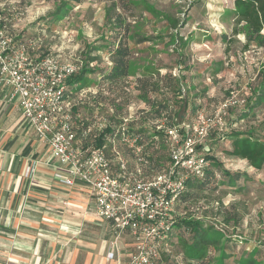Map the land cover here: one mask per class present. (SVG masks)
<instances>
[{
	"label": "rangeland",
	"instance_id": "374dc122",
	"mask_svg": "<svg viewBox=\"0 0 264 264\" xmlns=\"http://www.w3.org/2000/svg\"><path fill=\"white\" fill-rule=\"evenodd\" d=\"M67 1L71 0H0V11L8 19V29L18 39H36L41 53L63 59L81 57L85 65L95 55L88 50L98 47L99 59L91 62V68L111 66L110 46L125 35L131 49L127 80L112 93L100 74L88 73L82 89L95 95L96 101L117 103L119 113L132 103L153 104L171 111L179 121H193L198 112L212 114L222 101L236 95L246 103L231 109L230 129L251 133L264 142V100L257 99L264 79V44L245 45L243 23L239 33L233 32L239 12L235 0ZM61 6L65 10L55 16ZM142 85L148 89L145 96L139 89ZM80 92L70 94L73 101H94ZM116 94H120L117 101H107ZM2 95L0 91V133L4 134L15 115ZM91 108L86 104L81 110L91 115ZM205 145L216 180L224 179L222 168L238 173L239 184L231 187L214 182L204 190L189 189L190 196L177 209L186 216L196 214L197 219L229 236V256L222 264H242V259L252 255L261 261L258 264H264V168L258 170L245 159L228 156V138L211 137ZM156 158L161 163L158 167L168 160L164 146L155 153ZM180 234L189 237L179 227L174 229L169 246L172 256L163 264H219V250L212 247L208 263H188Z\"/></svg>",
	"mask_w": 264,
	"mask_h": 264
},
{
	"label": "built area",
	"instance_id": "2783aa9c",
	"mask_svg": "<svg viewBox=\"0 0 264 264\" xmlns=\"http://www.w3.org/2000/svg\"><path fill=\"white\" fill-rule=\"evenodd\" d=\"M7 22L0 11V91H7L5 98L49 147L56 161L54 180L86 192L93 212L112 222L109 259L121 261L119 250L128 237L123 264H161L176 219L186 216L177 207L189 180L204 177L210 168L205 140L213 131L230 129L231 109L246 100L233 95L212 114L198 112L193 121H179L153 104L132 103L119 113L114 102L73 101L67 83L82 70L83 58L41 53L36 39H18ZM86 104L91 115L81 110ZM161 144L168 160L158 167L155 153ZM36 167L31 162L26 175L32 176Z\"/></svg>",
	"mask_w": 264,
	"mask_h": 264
},
{
	"label": "crops",
	"instance_id": "0c3cea01",
	"mask_svg": "<svg viewBox=\"0 0 264 264\" xmlns=\"http://www.w3.org/2000/svg\"><path fill=\"white\" fill-rule=\"evenodd\" d=\"M1 92L15 122L0 133V264H123L128 237L119 250L121 261L117 255L109 259L112 222L93 212L86 192L54 180L56 161L49 147L5 98L7 91ZM33 161L36 170L27 176Z\"/></svg>",
	"mask_w": 264,
	"mask_h": 264
},
{
	"label": "trees",
	"instance_id": "16d2710c",
	"mask_svg": "<svg viewBox=\"0 0 264 264\" xmlns=\"http://www.w3.org/2000/svg\"><path fill=\"white\" fill-rule=\"evenodd\" d=\"M79 1L80 0H71L67 2L78 3ZM67 2L64 4H67ZM235 5L239 9V12L233 32L235 34L239 33V25L243 23L246 25L244 31L246 37L245 45L252 42L264 44V0H235ZM64 10L65 9L61 6L56 9L54 15L57 16ZM123 31L124 34L128 32V27L126 25L124 26ZM110 48L111 66H107L104 69L90 67L91 62L99 59L98 55H96L98 47H92L91 50H88L89 52L87 53L91 54L93 51V53L95 52V55H88L90 56V60L85 63L82 70L69 77L67 83V92L69 96L72 92H80L83 89L87 82L86 75L88 73L100 74L102 78L107 80V83L109 84L107 87L110 90H113L112 93L115 89L119 88V84L127 80V77L129 76V57L131 49L127 43L126 36L124 35V37H121L118 43L114 46H110ZM170 82L167 83V85H169ZM260 84V89L257 91V99L259 101L264 100V79ZM173 86H175V83H173ZM139 89L142 93L148 92L145 85H142L141 87L139 86ZM119 95L120 94H116L114 97L110 96L107 98V101H117ZM142 96H145V94L143 93ZM90 97H93L91 99L96 101L95 95H89L88 98ZM146 101L150 100L146 99ZM211 137H218L219 140L228 138L231 141V147L225 149V153L228 156L245 159L248 161L249 165L255 169L259 170L264 168V142L255 138L251 133H244L242 131H234L231 129L226 131H213L205 140V144H207V141ZM98 142L101 144L102 138H99ZM206 152H209L208 149ZM155 163L161 165L158 158H156ZM221 171L225 176L223 180L217 181L216 173L209 168L204 177L189 180V189L193 191L204 190L214 182L217 184H228L231 187H236L239 184L240 175L238 173L231 174L222 168ZM187 195L190 196L189 191L184 193L182 201L184 198L187 200ZM177 227L182 229L184 234H189L188 238L182 236V234L179 236L181 238L180 244L183 256L188 263H194L193 261L208 263L206 257L211 247L215 250H219L217 263H225L226 258L229 256L227 252L228 242L230 241L229 236L213 225L205 224L200 219L189 215L176 219L170 238L166 243L169 250L167 249V251L162 253L161 264L167 263V258L172 256L170 254L172 248L169 246L172 247V245H170L171 242H173L172 235L174 234V229ZM259 262L261 261L256 259L253 255L246 261L242 259V264H258Z\"/></svg>",
	"mask_w": 264,
	"mask_h": 264
}]
</instances>
